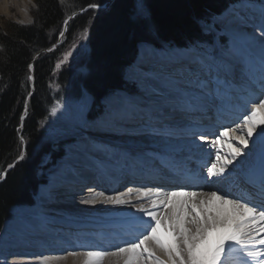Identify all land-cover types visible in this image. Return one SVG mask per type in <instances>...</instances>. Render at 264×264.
Here are the masks:
<instances>
[{
    "label": "bare ground",
    "instance_id": "bare-ground-1",
    "mask_svg": "<svg viewBox=\"0 0 264 264\" xmlns=\"http://www.w3.org/2000/svg\"><path fill=\"white\" fill-rule=\"evenodd\" d=\"M21 1L23 3H20L19 7L24 6L27 1L34 2V0ZM231 5L232 7L224 11V13L227 11L226 14L228 11L230 13L222 18H217L215 21L222 22L225 19L226 21L230 19L239 21L238 18L233 17L234 14L231 15V13L236 12H240V14L251 12V15L249 14L251 18L257 19L258 22L264 18L263 14H260L262 11L257 10V6L252 2H236ZM263 21L259 23L258 27L261 31L258 33H250L248 29L239 28L246 40L249 36L251 39L255 37L252 41L247 40L249 45H246L252 50L253 55L249 58L246 57L245 62L247 61L248 66L254 67L257 81L254 76L245 77L243 74L242 79L245 78L243 81H235L236 76L241 71L240 68L246 69L244 62L242 65V60L238 59L237 55H233V59L229 60L226 58L227 54L223 56L220 51L216 50L218 52L215 54V66L209 65L207 73L208 79L211 81L207 88L209 94L207 90L201 94L198 89L194 88L191 76L181 71L187 66V59L192 56H199L198 43L182 47L172 46L166 42L160 44V47L168 45L170 48H175L170 53L157 52L155 49L157 50L158 47L141 43L134 61V70L131 71L129 79L137 81V87L147 89V92L146 90L144 92L142 88L139 89L142 93L130 92L124 88L118 89L116 90L117 94L105 98L103 102L105 109L102 110L101 101L104 97L96 98L98 102L96 107L95 100L93 99L92 102L89 96L76 100H66L62 105H56V114L47 120V127L51 133L52 141L61 146L56 154L59 156L61 154L62 157L53 169L43 176V186L35 197L36 202L32 205H15L12 207L13 218L7 222L0 235V258L6 259L4 262L10 264H41L45 258L48 259L49 264H82V255L73 257L70 253H83L88 250L114 251L113 245L119 243L112 240H109L107 244L105 243V247L88 245L76 249L68 248L64 252L52 253L53 249L44 251V248L50 243L58 245L57 238L63 237L61 233L65 232L67 227L57 224L56 221L65 223L62 218L68 217L84 220L91 218L100 221L102 227L105 225L118 227L120 234L112 232L109 235L100 233L89 235L90 238L99 241L107 238L118 239L121 234H126L122 227L127 228L131 221H140L141 214L137 212V208L141 206L146 209L151 208V200L141 199L136 193V200L125 195V199L131 200L130 204L103 203L105 197L119 195L112 190L104 192L103 196H97L95 204H84L82 202L84 199H90L96 195L78 194L76 197H60L61 194L70 191L69 186L79 189L83 188V184L89 183L91 185L88 187H92L89 188V191H95V185L98 187L115 186L116 188L124 187L126 181H128V185H131L133 181L144 180L145 182L148 181L150 185L161 187L165 186L170 178L166 171L172 166L180 167L183 166V163L194 167H201V164L204 163H207L205 167L210 166L215 158L214 150H212L210 157L208 145L200 141L199 137L206 135L208 142L213 141L215 138H211L209 135L218 125L213 122L205 123V118L201 123H193L195 119L193 121L192 119L186 120V114H188L186 108L189 107L193 110V105H198L201 106V111L207 108L208 111H214L215 108L222 112L228 110L230 105L235 103L239 106L238 111L240 112L238 114L240 116L234 112H230V114L239 117L240 124L235 121L231 125L242 124L241 113L245 106L250 108L258 99H264V95H262L264 93ZM240 22L242 21L240 20ZM215 25V22L211 21L210 24H207L211 29L204 26L203 28L214 32L212 27ZM260 25L263 26L262 29ZM242 45L246 46L244 43ZM256 46H260V48ZM219 48L222 49V47ZM148 61L154 62V65L152 63L151 67L146 66L149 64ZM237 66L239 67L238 71L236 70ZM223 70H227V73ZM213 77L218 78L219 83H216ZM126 82L128 84L127 80ZM178 87L184 89L188 95L181 97L176 92ZM240 99L245 100L246 104H243L245 101L241 102ZM92 103H94L95 112L90 114L91 121H97L95 116H99L100 113L104 117L103 122L97 121L94 126L89 121L88 114ZM197 107L193 111H197ZM170 108H172L171 113L174 114L175 112V115L182 111L183 113L179 114V117L184 116L183 119L178 117V119L168 122L167 126H156V121L162 117V112L167 111L168 113ZM154 110H162V112L160 114L152 113ZM108 112L113 114L115 118L122 119H112L110 122L108 118H105ZM146 113H150L154 118L151 123L146 122L148 116ZM171 113L169 112V114ZM153 114H156L157 117ZM189 114L191 115V113ZM204 115L208 114L205 113L202 117H206ZM126 117H130L132 120H123ZM52 162V160H48L44 165L39 166L41 169H45ZM263 163L264 141H261L260 137L257 136L255 143L250 142L248 154L241 158L239 163L234 162V166H230V171L223 179L211 182L215 186H208L210 182L205 179L206 174H203L194 183V185H202V187H193L190 191L204 193L218 191L223 195L228 192L229 186L241 183L246 175ZM172 177L182 181L181 176L172 175ZM190 177L192 175L188 174V178ZM231 198L235 199L236 197L231 196ZM161 211L166 210L161 209ZM46 251H50V253H45ZM19 257L22 259H18ZM111 259L114 260L115 258ZM243 259L244 257L239 252L233 253L231 257V260L237 261V263ZM104 264H111L110 258L106 257ZM231 264L233 263L231 262Z\"/></svg>",
    "mask_w": 264,
    "mask_h": 264
},
{
    "label": "trees",
    "instance_id": "trees-1",
    "mask_svg": "<svg viewBox=\"0 0 264 264\" xmlns=\"http://www.w3.org/2000/svg\"><path fill=\"white\" fill-rule=\"evenodd\" d=\"M36 1L33 23L10 22L6 31L0 28V231L11 207L32 202L38 187L34 148L49 113L50 82L65 42L58 49H45L57 43L72 13L95 2L108 3L71 17L66 31L69 38L79 28L90 27V70L82 82L99 99L108 89L127 83L124 69L133 62L139 41L172 46L213 42L214 34L200 20L208 22L237 0H145L148 17L137 13L136 0ZM221 40L225 43L227 36ZM68 74L67 69L61 72L62 77Z\"/></svg>",
    "mask_w": 264,
    "mask_h": 264
},
{
    "label": "snow or ice",
    "instance_id": "snow-or-ice-1",
    "mask_svg": "<svg viewBox=\"0 0 264 264\" xmlns=\"http://www.w3.org/2000/svg\"><path fill=\"white\" fill-rule=\"evenodd\" d=\"M209 65L204 56H192L181 70L191 76L194 88L201 94L211 83L207 74ZM213 79L219 83L218 78ZM176 92L181 97L188 95L179 87ZM55 113L53 108L52 114ZM241 117V125L222 127L213 134L215 139L211 142L206 135L199 137L208 145L209 156L212 150L215 154L214 161L206 167L208 186H215L212 181L223 179L230 166L248 154L250 142L255 143L257 136L264 141V99H258L250 108L245 106ZM189 187L202 185H176L175 190L168 192L160 188L137 189L139 197L151 200L152 204L151 208H137L141 214L139 232L113 245L114 251L88 250L70 255H82V264H104L106 257L111 264H226V261L231 264L233 253L239 252L244 257L242 264H264V200L257 202L244 196L233 199L230 192L221 195L218 191L185 190ZM132 193L133 189L129 188L127 193L105 197L103 203L130 204L131 200L124 197ZM97 196L103 193L82 202L95 204ZM41 264H49L48 259H43Z\"/></svg>",
    "mask_w": 264,
    "mask_h": 264
},
{
    "label": "rangeland",
    "instance_id": "rangeland-1",
    "mask_svg": "<svg viewBox=\"0 0 264 264\" xmlns=\"http://www.w3.org/2000/svg\"><path fill=\"white\" fill-rule=\"evenodd\" d=\"M245 1L246 2H252L255 6H257V10H261L262 13H260V14H263V17H264V0H259V1H257V0H242V1L237 0L233 3H236V2L242 3ZM10 3H11V6H10ZM14 3H15V5H14ZM20 3H23V1H21V0H0V28L2 29V31H6L8 29V24L10 22H17V23H21V24H31L35 21L34 11L37 8V1L34 0L33 3H30L29 1H27V3L25 2L26 4H24V6H22V7L18 6V5H20ZM92 5H95L96 7H91ZM106 5H108V3L106 4V3L95 2L91 5H88L87 7H83L81 9H78L75 13H72L70 15V17L67 18V23L70 20V18L74 17L77 13L87 11L89 8L99 9V8L104 7ZM230 7H232L231 4L226 9H229ZM136 11L142 17H148L149 16V8H148V5H147L145 0H136ZM224 11L222 12V14L219 13V14H221L219 16H216L218 14L212 15V18H210V20L208 21V22L213 21L216 24L215 26L212 27V28H214V30H213L214 32H212V34H214V37H213L214 42H199L197 44L198 45L197 48L199 49L198 51L200 52L199 56L200 55L204 56L206 59V62L212 66L213 65L215 66L214 59L216 58L215 54L218 51H220V54L223 56L227 54L226 58H229V60L233 59V55H237V57H239L240 59L243 58L244 60L246 57L249 58V56L253 55L252 50L249 49V47L247 45H249L248 41H252L255 37H253L251 39V37L249 36V38L247 39L248 41H247L242 36L240 29L245 28V29H248L250 31V33H254V32L258 33V31L259 32L261 31L259 29L260 27H258L259 23L262 22V20H264V18H263V19H261V21L258 22L257 19H254L253 17L251 18V16H250L251 12H249L248 14H246V12H244V13L242 12V14H240V12H236V13H231V15L234 14L233 17L238 18L239 21H236V20L233 21V19H230L227 21L225 19L222 22L215 21L217 18H222L223 16H227L228 13H230V11H228V13L226 14L227 11L225 13H224ZM242 15H244V16H242ZM240 20L242 22H240ZM205 21H207V20L202 19L200 21L202 23L201 25L208 28V29H211L209 26H207V24H210L211 22L206 23ZM67 23H65V26H64V32H63L64 35L59 36V40L57 41V43L54 44V46H52L51 48L45 49L46 51H49V50L51 51L55 48L58 49L59 46H61V45L63 47V43L65 42L64 43L65 45H64L63 50L61 52V56L57 60V63H56L55 73L52 76V80L50 82L49 88L51 89V94H50V102H49V106H48L49 113L41 122L39 134L37 135V137H38L37 138V145L34 148V154H36V156L39 157L38 158L39 159L38 167H39V165L40 166L44 165L45 162L48 160L53 161L51 164H48L47 167H45V169H41V167L38 168L37 177L39 179H42L43 176H45V173H47L48 171L53 169V167L59 162V160L62 157L61 154H60V156L58 154H56V152H59V150L61 149V146L52 141V138H50L51 133L49 132V128L47 127V120L51 116H53L52 109L55 108L56 105H58V106L62 105L66 100H76V99L84 98L86 96H89L91 98L92 102L94 99V95L91 93V91L88 90V88L82 82L83 76L86 73H89V70H90V67L88 65V59H89L90 50H91L90 27L86 26L84 28H79L78 30H76V33H74L73 36L66 38V31L68 29ZM263 23H264V21H263ZM262 27L263 26H261V29H262ZM208 32H210V31L208 30ZM223 35L227 36V41L225 43H222L220 41V37ZM141 43H145L148 45L151 44L152 46H155V45H153V42H151V41H146V42L145 41H139L138 50H139V46ZM242 43H244L245 45L247 44V45L244 46V45H242ZM156 46L158 48H157V50L155 49V51L160 52V53H170L172 51V49H175V48H170L168 45H166L167 47L163 46L160 48H159L160 45H156ZM219 47H222V49H220ZM256 47L260 48V46H256ZM1 48H2V45L0 43V49ZM216 50H218V51H216ZM173 51H175V50H173ZM137 53H138V51H137ZM36 56H37V54H36ZM65 57H67V59H65ZM151 61L150 62L148 61L149 64L146 66L151 67L152 63L154 65V62H151ZM246 64H247L246 69L248 70V73L246 74L243 72V71H246V69L242 70L241 76H239V75L236 76V78H235L236 80L234 79L235 81H238V80L243 81V79H245V78L242 79V74H245L248 77H251L253 75L254 72H253L252 66L249 68L247 61H246ZM30 65H32V67L30 68V70L32 71L33 70V61L31 62ZM57 65H59V67H57ZM174 65H176V64H174ZM64 69L68 70V73H69L68 77H62L61 76V72ZM132 70H134V63L132 64V66H126V68L124 69V73H123L124 79L128 81V84L126 83V88L130 92H133L134 90L141 92V90L139 91V89H141L142 87L141 88L137 87V85H138L137 81L135 82L134 80L129 79V77H131L130 73ZM237 70H238V68H237ZM141 71L143 72V70H141ZM30 77H31V82H33V80H34L33 75L31 74ZM131 85L132 86L134 85V86L132 87ZM116 89H117V87L108 89L107 92L103 95L104 98L101 101V110L105 109V105L103 103L105 98L110 97L112 94L118 93L116 91ZM142 90L144 92L146 90V92H147V89L142 88ZM134 93H136V92H134ZM207 93L209 94V90H207ZM154 101H151V102H154ZM240 101L243 102L245 100L240 99ZM257 102H258V100H257ZM257 102H255V103H257ZM243 104H246V101ZM233 105L238 106L235 103ZM93 109H94V103H92V105H90V109L88 110L89 111L88 112L89 121H91L90 114L93 112ZM171 109L172 108L168 109V113H167V111L162 112V110L152 111V113L157 112L156 114H160V112H162V117L157 119L156 126H167L168 122L174 121V119H178L179 114L183 113L181 111L179 114L175 115V114L171 113ZM174 110H175V108H174ZM169 112L171 114H169ZM156 114H153V115H155V117H157ZM146 115L151 116L150 113L149 114L146 113ZM183 117H179V118L183 119ZM105 118H108L109 121L110 120L112 121V119H122L119 117L115 118V116L113 114H111L110 112H108L106 114ZM103 119H104V117H102V114L100 113L99 117L96 120L103 122L102 121ZM185 119L187 120L189 118H185ZM190 119H193V118H190ZM123 120L130 121V120H132V118L126 117V118H123ZM97 121H91L93 123V126H94V123H97ZM238 122H237V124H240V122L239 123ZM198 123H201V122H198ZM232 125L227 126V127H235L236 126L235 124H232ZM191 130H194V129H191ZM236 135H240V133H238V134L236 133ZM49 142H51L52 144ZM44 149H46V150L44 151ZM47 149H50V150H47ZM13 215H14V212L12 211V208H11L10 216L6 220H4L2 229L0 231V235H1L5 225L7 224V222L9 220L10 221L12 220ZM18 259H22V257H19ZM4 260H6V259L0 258V263H4Z\"/></svg>",
    "mask_w": 264,
    "mask_h": 264
}]
</instances>
